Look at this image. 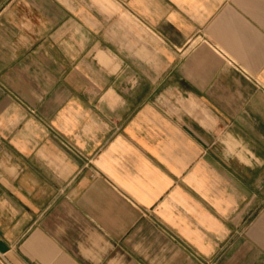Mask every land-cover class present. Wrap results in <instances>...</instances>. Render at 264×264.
<instances>
[{
    "label": "crops",
    "instance_id": "crops-1",
    "mask_svg": "<svg viewBox=\"0 0 264 264\" xmlns=\"http://www.w3.org/2000/svg\"><path fill=\"white\" fill-rule=\"evenodd\" d=\"M0 264H264V0H0Z\"/></svg>",
    "mask_w": 264,
    "mask_h": 264
}]
</instances>
